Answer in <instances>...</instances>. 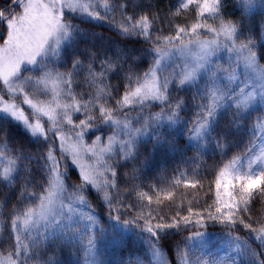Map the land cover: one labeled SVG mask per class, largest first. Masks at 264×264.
<instances>
[{
	"label": "snow or ice",
	"instance_id": "obj_1",
	"mask_svg": "<svg viewBox=\"0 0 264 264\" xmlns=\"http://www.w3.org/2000/svg\"><path fill=\"white\" fill-rule=\"evenodd\" d=\"M0 264H264V0H0Z\"/></svg>",
	"mask_w": 264,
	"mask_h": 264
},
{
	"label": "trees",
	"instance_id": "obj_2",
	"mask_svg": "<svg viewBox=\"0 0 264 264\" xmlns=\"http://www.w3.org/2000/svg\"><path fill=\"white\" fill-rule=\"evenodd\" d=\"M196 192H197L196 189L184 188L183 186H181L174 193V198L177 199V200H179L181 198V195H185V196L191 197V196L195 195Z\"/></svg>",
	"mask_w": 264,
	"mask_h": 264
},
{
	"label": "rangeland",
	"instance_id": "obj_3",
	"mask_svg": "<svg viewBox=\"0 0 264 264\" xmlns=\"http://www.w3.org/2000/svg\"><path fill=\"white\" fill-rule=\"evenodd\" d=\"M219 254H220L221 256H223V255L225 254V252H224V251H221Z\"/></svg>",
	"mask_w": 264,
	"mask_h": 264
}]
</instances>
